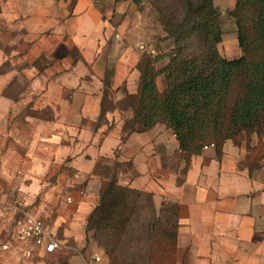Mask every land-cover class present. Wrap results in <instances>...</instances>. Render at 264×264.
I'll list each match as a JSON object with an SVG mask.
<instances>
[{"label":"crops","instance_id":"obj_1","mask_svg":"<svg viewBox=\"0 0 264 264\" xmlns=\"http://www.w3.org/2000/svg\"><path fill=\"white\" fill-rule=\"evenodd\" d=\"M147 12L141 0H0V264H107L86 227L112 180L158 216L174 208L177 264H264V158L248 161L246 139L187 160L166 125L126 128L138 64L162 68L174 48ZM19 202L60 240L54 253L14 249Z\"/></svg>","mask_w":264,"mask_h":264},{"label":"trees","instance_id":"obj_2","mask_svg":"<svg viewBox=\"0 0 264 264\" xmlns=\"http://www.w3.org/2000/svg\"><path fill=\"white\" fill-rule=\"evenodd\" d=\"M157 22L174 48L165 55L169 62L157 67L156 59L144 57L136 94L125 105L134 111L126 123L131 132H145L157 125L173 130L184 157L200 155L214 146L219 154L231 140L237 146L246 139L248 161L264 158V0H235L228 12L237 27L242 55L233 60L222 56L220 11L214 0H150ZM176 7V10H175ZM163 76L166 89H158ZM259 142L251 147L253 137ZM151 197L122 187L116 181L103 183L96 208L87 222V232L106 252L110 264H122L121 247L126 241L140 201ZM147 264H177V221L174 208L161 210L150 228ZM170 259V262L172 261Z\"/></svg>","mask_w":264,"mask_h":264},{"label":"rangeland","instance_id":"obj_3","mask_svg":"<svg viewBox=\"0 0 264 264\" xmlns=\"http://www.w3.org/2000/svg\"><path fill=\"white\" fill-rule=\"evenodd\" d=\"M141 2L143 3V7L145 6L150 8V12H147V15L151 17L156 24H158L157 11L152 6L150 0H141ZM214 4L219 9L221 14L220 23L224 32L223 41L224 44L228 47L226 54L224 53L223 56L229 60L239 58L242 52L237 45V27L228 14L230 9L234 8L235 0H214ZM163 32L165 33L164 30ZM172 41L174 42L173 39ZM162 81V85L165 86V80ZM159 217L160 215L158 216L155 214L150 203L145 198H143L140 201L138 211L133 218V224L130 229V233L121 247L120 259L123 260L122 264H147L149 249L152 241L150 237V228L154 221ZM91 233L93 235V232ZM92 235L91 237H89L90 239H88V242L90 243V245L96 248V252L104 256L107 264H110L106 252L104 251V249L100 248L98 242L93 238ZM168 259V264L174 262L171 257H169ZM170 259L172 260L171 262Z\"/></svg>","mask_w":264,"mask_h":264},{"label":"built area","instance_id":"obj_4","mask_svg":"<svg viewBox=\"0 0 264 264\" xmlns=\"http://www.w3.org/2000/svg\"><path fill=\"white\" fill-rule=\"evenodd\" d=\"M212 146L205 147V149L212 148ZM71 203L72 199L69 198ZM17 208L20 211V216L15 220L14 241L16 251L20 252L25 258L31 259L40 253H54L61 247V242L56 238L51 229L45 223L29 212L24 210V203L19 202ZM4 250L11 249L9 245L2 247ZM102 257L99 255H92L90 260L85 264H100Z\"/></svg>","mask_w":264,"mask_h":264}]
</instances>
